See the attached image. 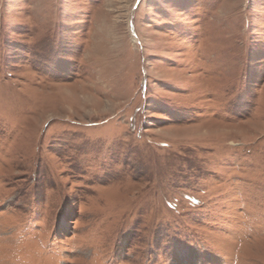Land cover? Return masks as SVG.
Instances as JSON below:
<instances>
[{
  "label": "rangeland",
  "instance_id": "rangeland-1",
  "mask_svg": "<svg viewBox=\"0 0 264 264\" xmlns=\"http://www.w3.org/2000/svg\"><path fill=\"white\" fill-rule=\"evenodd\" d=\"M0 264H264V0H0Z\"/></svg>",
  "mask_w": 264,
  "mask_h": 264
}]
</instances>
